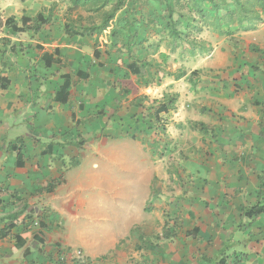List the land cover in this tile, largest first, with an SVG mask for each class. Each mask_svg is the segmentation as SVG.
<instances>
[{
	"label": "crops",
	"instance_id": "obj_1",
	"mask_svg": "<svg viewBox=\"0 0 264 264\" xmlns=\"http://www.w3.org/2000/svg\"><path fill=\"white\" fill-rule=\"evenodd\" d=\"M25 31L0 57V264H264V214L245 213L264 208V74L191 77L235 66L222 42L205 59L144 61L95 36ZM155 134L194 154L173 213L148 212L167 176L139 141Z\"/></svg>",
	"mask_w": 264,
	"mask_h": 264
},
{
	"label": "rangeland",
	"instance_id": "obj_2",
	"mask_svg": "<svg viewBox=\"0 0 264 264\" xmlns=\"http://www.w3.org/2000/svg\"><path fill=\"white\" fill-rule=\"evenodd\" d=\"M75 1L2 0L0 7L5 9L9 4H14L12 7H16L19 12L15 16L16 19L27 13L33 17L34 25L39 27V32L42 34H82L84 31H92L93 36L102 43L129 51L144 61L149 58L162 61V56L168 50L174 52L173 55L183 53L186 58L192 60L201 57L205 59L211 52L213 53L215 46L222 42L223 51L233 55L235 66L227 64L207 73L208 75L202 71L191 74V77H196L198 80L201 77L204 79L217 77L220 88L222 82L229 87L233 86V82H238L235 74L239 76L241 71L248 73L247 80L250 84L264 74V65L261 66L262 64L259 63L261 60L260 62L264 64V0H239L247 10L244 27H249L248 20H251L253 25L248 31L243 30L244 28L238 24L241 14L234 0H89L88 2L81 0L78 3ZM23 8L26 10L23 11ZM38 14L43 15L41 21L37 20ZM0 16L2 17L3 14L0 13ZM110 16L112 18L107 23V27L101 30ZM11 34L17 36L20 32L14 29L0 31V57L2 51L5 53L2 46L11 44V38L4 36ZM14 47L13 51L20 50V46ZM155 80L159 81L158 74H155ZM209 81L205 79L202 83L204 85V82ZM242 86L243 84L240 87ZM171 98L172 96L169 99ZM153 136L146 138L144 135L139 141L143 145H154L159 149L155 152V162L161 163L163 159V163L167 165V176L164 179L161 176L155 177L153 191L159 193L157 199L161 201L157 202V205L161 203L162 206L155 208L150 204L148 212L151 210L150 212L155 213H173L174 206L170 202L172 198L177 199L176 192L180 187L183 188V178H187L182 164L193 158L194 154H186L182 150L183 145L179 138L162 140L161 134ZM210 137L211 135L207 134V142L211 141ZM207 142L203 144L207 145ZM205 154L209 156V153ZM138 190V196L143 197L144 187L139 186ZM113 204L107 203L105 208L108 212L114 209ZM127 206L131 207V203Z\"/></svg>",
	"mask_w": 264,
	"mask_h": 264
},
{
	"label": "trees",
	"instance_id": "obj_3",
	"mask_svg": "<svg viewBox=\"0 0 264 264\" xmlns=\"http://www.w3.org/2000/svg\"><path fill=\"white\" fill-rule=\"evenodd\" d=\"M81 0H76L75 2L78 3ZM86 2H88L89 0H85ZM235 4L237 6L238 9H240V14L239 15V19H238V24L240 26H242L245 31L250 30L251 27H253V25L251 24V20H248L247 22H249V27H244V22H246L245 20V13H247V10H245V6L239 1V0H234ZM112 16L108 17L106 20L105 25L102 27L101 30L105 29V27H107V23L111 20ZM172 18V17H171ZM43 19V15L42 14H38L37 15V20L41 21ZM21 27H18V23L16 21L15 17H10L7 20H3L2 17L0 16V31L3 30V28H8V27H12L16 32H24L26 29H30L31 31H33L34 33H38L40 31L39 27L34 25V21L31 18L28 17H22L21 19ZM176 26V24H175ZM176 32V31H175ZM172 33V32H171ZM83 35H89V36H93V32L92 31H84L82 33ZM223 34V33H221ZM136 70H138V72H136ZM131 71L136 74L137 76L144 78L146 76V70L144 67H136L135 66H131ZM194 74V73H193ZM132 94H137L139 92V90L137 88L133 89L132 91H130ZM128 92V93H130ZM200 127L202 128V130L205 129V125L204 124H200ZM264 189V182L262 184V190ZM249 217H253V216H259L264 214V208L260 207V206H255L252 209L248 210L247 212H245Z\"/></svg>",
	"mask_w": 264,
	"mask_h": 264
},
{
	"label": "built area",
	"instance_id": "obj_4",
	"mask_svg": "<svg viewBox=\"0 0 264 264\" xmlns=\"http://www.w3.org/2000/svg\"><path fill=\"white\" fill-rule=\"evenodd\" d=\"M74 256L78 257H83V253L81 250L76 249L68 252H64V255L62 256L61 260L62 261H67L68 259H75Z\"/></svg>",
	"mask_w": 264,
	"mask_h": 264
}]
</instances>
